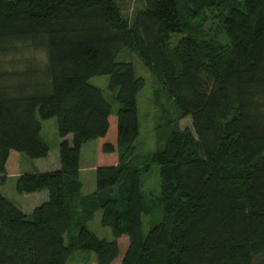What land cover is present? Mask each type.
I'll use <instances>...</instances> for the list:
<instances>
[{"label": "trees", "instance_id": "16d2710c", "mask_svg": "<svg viewBox=\"0 0 264 264\" xmlns=\"http://www.w3.org/2000/svg\"><path fill=\"white\" fill-rule=\"evenodd\" d=\"M122 49L191 120L143 166L145 81L117 59ZM95 75L108 76V94ZM50 117L58 166L18 176L17 192H46L31 212L0 192V264H67L77 250L95 264H264V0H142L131 18L116 0H0V184L19 154L47 155L40 120ZM91 139L95 189L83 194ZM152 163L161 215L144 233L141 174ZM96 210L111 240L87 227Z\"/></svg>", "mask_w": 264, "mask_h": 264}, {"label": "rangeland", "instance_id": "374dc122", "mask_svg": "<svg viewBox=\"0 0 264 264\" xmlns=\"http://www.w3.org/2000/svg\"><path fill=\"white\" fill-rule=\"evenodd\" d=\"M120 6L123 16L131 18L133 11L141 7L142 0H116ZM173 37H181L175 34ZM118 60H129L133 63L135 74L143 77L145 84L137 95L138 117L140 123L139 136L135 141V153L138 165L143 166L148 161L147 155L153 151L162 141L163 136L172 127H190L189 116L177 119V110L171 98L163 91L161 84L140 62L137 56L122 49L117 55ZM106 75H95L89 79L94 84L107 93ZM115 102L114 109L118 108ZM42 137L49 145L48 153L45 157L30 158L24 154H19L18 161L14 163V170L10 171L2 184L0 192L8 198L18 208H24L31 212L35 205H38L37 194L19 193L16 190V180L21 173L55 169L58 166V144L60 137L57 133L56 118L50 117L40 120ZM96 140L91 139L84 142L80 149L79 165L81 167L80 180L82 183L81 191L83 194H90L95 189V171L92 167L96 160ZM144 154H147L144 156ZM144 157H143V156ZM92 184V186H91ZM94 187V188H93ZM141 189L144 191L146 199L151 203L150 211L142 216V230L146 233L152 224H155L161 213L159 207L152 202L159 191V164L152 163L149 169L142 171ZM46 194V192L44 191ZM101 210L93 212L87 222V227L99 238L111 240L113 238L110 227L104 226L100 222ZM154 222V223H153ZM77 250L67 261V264H95V256L92 252Z\"/></svg>", "mask_w": 264, "mask_h": 264}, {"label": "crops", "instance_id": "0c3cea01", "mask_svg": "<svg viewBox=\"0 0 264 264\" xmlns=\"http://www.w3.org/2000/svg\"><path fill=\"white\" fill-rule=\"evenodd\" d=\"M93 169V170H95L94 168H95V164L93 163V165H92V167H90V169ZM80 172H81V167H80ZM95 184V183H94ZM91 186H92V184H91ZM94 188V187H93ZM30 194H37V196L39 197V198H41L40 200H38L39 202H38V204L39 203H41L43 200H45L46 199V194L44 193V191H40V192H34V193H30ZM36 206V205H35ZM34 206V207H35ZM33 207V208H34ZM22 211H24V212H29V211H27L26 209H24V208H20Z\"/></svg>", "mask_w": 264, "mask_h": 264}]
</instances>
